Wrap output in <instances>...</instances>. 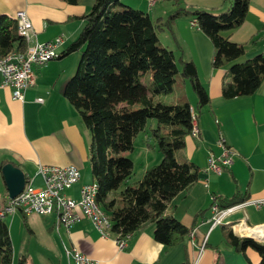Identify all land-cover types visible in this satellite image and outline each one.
Masks as SVG:
<instances>
[{
    "label": "crops",
    "instance_id": "crops-1",
    "mask_svg": "<svg viewBox=\"0 0 264 264\" xmlns=\"http://www.w3.org/2000/svg\"><path fill=\"white\" fill-rule=\"evenodd\" d=\"M121 1L148 13L152 20L162 21L176 6L173 0ZM92 3L93 0H81L78 4L63 0H0V14L13 17L17 10H25L38 41L64 36L61 52L80 32L82 16ZM179 4L214 14L230 6L228 0H181ZM192 20L190 15L179 16L172 22L171 31L166 28L158 33L163 46L194 62L209 95L208 103L201 108L196 107L194 95L186 97L192 114L197 117L199 132L197 136L186 134L184 145L175 151V156L196 164L198 179L175 195L165 211L189 228V232L180 242L167 246L154 238V223L147 222L130 233L125 246L119 248L115 233L109 230L108 235L102 236L83 215L66 230L63 226L55 228L54 214H24L18 210L3 217L12 246V264H17L22 255L29 264H75L64 251L65 247L73 246L96 264H255L258 261L253 248L246 247L241 252L230 246L225 241V231L231 229L235 235L263 242L264 206H239L223 218L230 220L229 224L211 228L209 218L211 204L218 195L231 196L239 191L246 195L244 201L264 196V91L260 87L250 95L223 98L221 86L228 80L226 66L212 65L214 46L201 29L190 24ZM222 35L243 45L244 54L238 62L262 52L264 0H249L243 22ZM80 59V51L75 50L35 66L36 83L25 90L23 100L13 99L10 88L0 87V162L18 166L25 173V183L33 186L42 185L39 165L73 164L80 171V180L65 192L74 198L79 196L81 183L93 181L90 132L63 95V87L75 73ZM36 97H42L43 101L37 102ZM145 136L149 140V134ZM219 136L232 149V162L221 173L203 171L209 155L217 156L221 151L217 144ZM150 147L146 141L145 169L161 160V155L148 158ZM8 199L0 176V202L6 203ZM201 244L203 248L199 252Z\"/></svg>",
    "mask_w": 264,
    "mask_h": 264
},
{
    "label": "trees",
    "instance_id": "trees-1",
    "mask_svg": "<svg viewBox=\"0 0 264 264\" xmlns=\"http://www.w3.org/2000/svg\"><path fill=\"white\" fill-rule=\"evenodd\" d=\"M63 1L78 4L81 0ZM180 1L173 0L174 10L162 21L152 20L148 13L121 0H93L82 16L80 32L58 55L75 50L81 53L63 95L90 132L89 163L97 185L96 201L110 220L111 232L122 236L153 222L154 238L167 246L180 242L189 232L165 211L175 195L198 179V167L175 156L191 131L190 103L182 100L164 104L154 101L153 96L170 92L177 74L195 93L197 108L208 103L209 95L194 62L160 44L158 33L166 28L171 31L177 17L190 15L214 46L212 65L226 66L228 80L221 86L223 98L250 95L260 87L264 91V51L238 62L244 54L243 45L222 35L243 22L249 0H228L229 8L220 14L190 10ZM23 47L15 18L0 14V56ZM147 73L150 85L141 79ZM134 104L139 107L133 108ZM149 118L157 124L150 128V136L157 143L161 160L148 166L133 184H126L133 162L123 152L132 150L134 136L144 130ZM3 164L0 162V168ZM245 199L246 195L237 191L231 196L218 195L213 203L225 208ZM225 241L236 251L253 248L259 257L255 264H264V241L235 235L231 229L225 231ZM0 264H12V246L3 218ZM17 264H29L28 258L22 255Z\"/></svg>",
    "mask_w": 264,
    "mask_h": 264
},
{
    "label": "built area",
    "instance_id": "built-area-1",
    "mask_svg": "<svg viewBox=\"0 0 264 264\" xmlns=\"http://www.w3.org/2000/svg\"><path fill=\"white\" fill-rule=\"evenodd\" d=\"M13 17L17 21V34L21 36L23 44H26V52L18 53V48H16L8 63L0 64V87L10 88L13 99L23 100L25 90L36 83L34 67L41 66L59 55L64 36L60 34L51 39L38 41L34 35L31 20L25 10H17ZM190 24L197 26L193 20ZM262 48L264 49V42ZM35 100L37 102L43 101L42 97H36ZM195 126L197 132H199L197 123ZM217 144L221 148L220 153L217 156L209 155L203 171L221 173L225 167L231 164L233 151L226 145L223 136H219ZM38 173L42 177V185L33 186L28 182L25 183L17 195L9 198L6 203L0 202V215H8L18 210L24 214H54L55 228L63 226L66 230L71 226L72 222L80 215H83L91 221L94 228L102 236L108 235L107 227L111 225L108 216L88 208L90 188L87 182L80 184L77 198L65 192L80 180L81 174L77 166L73 164H41L38 167ZM245 204L262 207L264 206V196L248 198L247 201L225 208H219L216 203H212L211 216L209 218L210 228L217 224H229L231 221H224L223 218L232 213L237 207ZM251 229L254 228L251 227ZM129 235L130 233L127 234L125 239L116 237L119 248L125 246ZM202 248L203 244L200 245L199 252L202 251ZM64 251L75 264H96L94 259L74 246L65 247Z\"/></svg>",
    "mask_w": 264,
    "mask_h": 264
},
{
    "label": "rangeland",
    "instance_id": "rangeland-1",
    "mask_svg": "<svg viewBox=\"0 0 264 264\" xmlns=\"http://www.w3.org/2000/svg\"><path fill=\"white\" fill-rule=\"evenodd\" d=\"M155 2V1H154ZM161 44V43H160ZM163 45V44H162ZM176 51V48L174 49ZM178 53L176 54V56ZM144 83L146 85H150L151 79L150 74L147 73L144 76ZM190 95H195L192 91L189 83L181 78L180 75L175 76V81L173 83V88L168 93L157 94L153 96L154 101H159L164 104H172L175 102H180L182 100H186V97L189 99ZM139 107V104H134L133 108ZM156 121L153 118H149L146 122V126L144 130L139 131L133 138V148L132 150L123 152L124 155H127L133 162L132 173L127 180V184H133L135 181L140 179L144 170H145V162H146V141L151 144L150 152L148 154V158L155 157L156 155H161V152L158 149L157 143L155 139L150 136V128H154L156 126ZM146 133L149 134L148 139H146ZM158 162V161H157ZM156 162V163H157ZM155 164V163H153ZM150 166V165H149Z\"/></svg>",
    "mask_w": 264,
    "mask_h": 264
},
{
    "label": "water",
    "instance_id": "water-1",
    "mask_svg": "<svg viewBox=\"0 0 264 264\" xmlns=\"http://www.w3.org/2000/svg\"><path fill=\"white\" fill-rule=\"evenodd\" d=\"M0 175L5 184L9 198L17 195L26 182L25 173L11 162H6L1 166Z\"/></svg>",
    "mask_w": 264,
    "mask_h": 264
},
{
    "label": "bare ground",
    "instance_id": "bare-ground-1",
    "mask_svg": "<svg viewBox=\"0 0 264 264\" xmlns=\"http://www.w3.org/2000/svg\"><path fill=\"white\" fill-rule=\"evenodd\" d=\"M16 20V19H15ZM195 21V20H193ZM17 24V21H16ZM264 51V49H262ZM26 52V44H24L23 48H18V53H25ZM14 53V49H11L8 51L5 55L0 56V64H7L10 58H12V55ZM192 119V127H191V133H193L195 136L198 135L197 129H196V116L194 114H191ZM89 185V195H88V208L94 209L97 211V213H102V215H106L105 212L102 210L98 202L96 201V194H97V185L94 181L87 182ZM5 215H0V218H3ZM110 227H107V233L109 232ZM127 234L118 236V239H125Z\"/></svg>",
    "mask_w": 264,
    "mask_h": 264
}]
</instances>
